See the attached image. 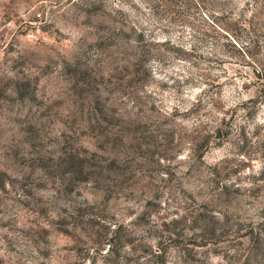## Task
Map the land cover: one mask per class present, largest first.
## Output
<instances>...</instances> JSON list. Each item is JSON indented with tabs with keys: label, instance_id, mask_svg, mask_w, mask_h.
Instances as JSON below:
<instances>
[{
	"label": "rangeland",
	"instance_id": "obj_1",
	"mask_svg": "<svg viewBox=\"0 0 264 264\" xmlns=\"http://www.w3.org/2000/svg\"><path fill=\"white\" fill-rule=\"evenodd\" d=\"M0 264H264V0H0Z\"/></svg>",
	"mask_w": 264,
	"mask_h": 264
},
{
	"label": "trees",
	"instance_id": "obj_2",
	"mask_svg": "<svg viewBox=\"0 0 264 264\" xmlns=\"http://www.w3.org/2000/svg\"><path fill=\"white\" fill-rule=\"evenodd\" d=\"M143 32V31H142ZM140 36L143 37L142 33H140Z\"/></svg>",
	"mask_w": 264,
	"mask_h": 264
}]
</instances>
